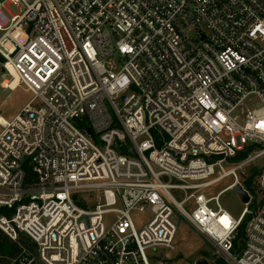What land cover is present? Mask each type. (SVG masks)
<instances>
[{"label":"built area","instance_id":"built-area-1","mask_svg":"<svg viewBox=\"0 0 264 264\" xmlns=\"http://www.w3.org/2000/svg\"><path fill=\"white\" fill-rule=\"evenodd\" d=\"M0 65L33 95L0 118V230L34 246L11 264H150L175 213L223 264H264V0H0Z\"/></svg>","mask_w":264,"mask_h":264},{"label":"rangeland","instance_id":"rangeland-1","mask_svg":"<svg viewBox=\"0 0 264 264\" xmlns=\"http://www.w3.org/2000/svg\"><path fill=\"white\" fill-rule=\"evenodd\" d=\"M9 10L13 13L17 12L14 6H9ZM11 79V75L8 72H4L0 65V118H3L5 121H10L21 113L26 104L33 98V95L26 91L23 86L15 90L4 89L2 84L10 82ZM255 165L263 168L264 159L258 160ZM226 169L229 168L227 167ZM232 182L233 178L225 179L213 187L207 195L216 196L221 190L232 184ZM174 183L177 182L174 181ZM171 193L178 202H182L186 198V194L183 191L172 190ZM84 197L89 209H92L99 203L96 193H84ZM220 204L235 219L240 218L244 209V203L234 190L225 192L220 198ZM185 208L191 211L190 204H187ZM131 215L138 230L152 218L151 213L148 211L145 213L134 211ZM114 217L115 215L113 214L105 217V227L107 229L112 224ZM173 222L177 227V234L174 240L176 250L168 251L162 247L148 250L147 256L150 264H198L201 259H204L207 264H220L218 258L215 256L214 248L178 213H175Z\"/></svg>","mask_w":264,"mask_h":264},{"label":"trees","instance_id":"trees-1","mask_svg":"<svg viewBox=\"0 0 264 264\" xmlns=\"http://www.w3.org/2000/svg\"><path fill=\"white\" fill-rule=\"evenodd\" d=\"M253 174L247 181H245V185L247 188L250 189L253 179ZM84 194L80 195L78 198H76V203L85 208L88 209L87 202L84 200ZM3 212V210H0V214ZM246 224H244L241 227L239 239L243 237L244 230H245ZM23 248L33 250L34 246L31 243L30 239H28L25 236H21L18 242H13L8 236H6L1 230H0V264H11L14 260H16L21 252L23 251ZM220 262V261H219ZM220 264H223L220 262Z\"/></svg>","mask_w":264,"mask_h":264},{"label":"water","instance_id":"water-1","mask_svg":"<svg viewBox=\"0 0 264 264\" xmlns=\"http://www.w3.org/2000/svg\"><path fill=\"white\" fill-rule=\"evenodd\" d=\"M3 71L5 72V70L3 69ZM88 133L91 135V131L88 130ZM234 191L239 195V197L241 198L243 203H248L249 202V196L248 194L242 189L241 186H236L234 188ZM198 264H207V262H205L204 259H201Z\"/></svg>","mask_w":264,"mask_h":264},{"label":"bare ground","instance_id":"bare-ground-1","mask_svg":"<svg viewBox=\"0 0 264 264\" xmlns=\"http://www.w3.org/2000/svg\"><path fill=\"white\" fill-rule=\"evenodd\" d=\"M10 72H11V75L13 76V78L15 79L12 81V88H15L18 84V79H17V76L13 70H11ZM1 119H3V118H1Z\"/></svg>","mask_w":264,"mask_h":264},{"label":"crops","instance_id":"crops-1","mask_svg":"<svg viewBox=\"0 0 264 264\" xmlns=\"http://www.w3.org/2000/svg\"><path fill=\"white\" fill-rule=\"evenodd\" d=\"M205 239V238H204Z\"/></svg>","mask_w":264,"mask_h":264}]
</instances>
